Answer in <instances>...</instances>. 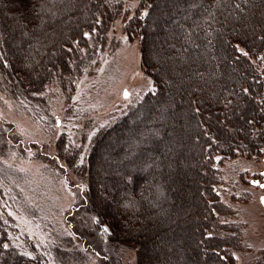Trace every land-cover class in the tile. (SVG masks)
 I'll use <instances>...</instances> for the list:
<instances>
[{"label": "trees", "instance_id": "trees-1", "mask_svg": "<svg viewBox=\"0 0 264 264\" xmlns=\"http://www.w3.org/2000/svg\"><path fill=\"white\" fill-rule=\"evenodd\" d=\"M120 17L155 89L95 135L85 170L89 206L110 241L137 248L140 264L157 256L163 264H229L241 223L227 221L235 212L219 192L221 167L238 154H261L264 145V0H139L134 8L124 0H0L1 89L39 93L55 79H74ZM110 133L120 143L105 151L113 161L101 174L94 166L108 162L102 152ZM101 182L109 199L97 194ZM186 191L190 207L179 216ZM150 205L168 227L156 248L143 227ZM17 235L0 211V264H52L45 248L16 246ZM63 244L52 253L71 240Z\"/></svg>", "mask_w": 264, "mask_h": 264}, {"label": "rangeland", "instance_id": "rangeland-1", "mask_svg": "<svg viewBox=\"0 0 264 264\" xmlns=\"http://www.w3.org/2000/svg\"><path fill=\"white\" fill-rule=\"evenodd\" d=\"M138 1L124 0L130 8ZM124 26L125 20L118 18L103 46L74 79H55L44 91L31 94L16 87L13 93L2 90L5 84L0 79V211L12 217L18 229L19 235L12 242L27 253L31 252L30 244L45 248L41 252L52 264L64 252L59 264H140L137 248L110 241L108 225H99L88 203L85 172L95 135L155 89L153 79L141 66L139 42L129 39ZM0 60H5L1 47ZM252 60L262 71L260 57ZM224 115L229 117L226 112ZM153 117L149 115L148 121ZM115 135L110 133V144H105L102 152L108 162L94 166L101 174L113 161L106 152H114L120 143H113ZM61 149L64 156L67 152L76 155L72 164L60 154ZM183 156L189 159V155ZM226 159L219 192L235 212L227 221L241 223L240 244L229 264H264V187L260 186L264 185V145L259 155L238 154ZM104 188V182L98 184L100 198L107 197ZM189 195L187 191L183 194L186 202L177 211L179 216L190 207ZM149 208L143 227L153 233L150 242L156 248L168 227L164 228L155 215V206ZM70 240L68 248L52 253ZM161 261L157 256L147 264H163Z\"/></svg>", "mask_w": 264, "mask_h": 264}, {"label": "snow or ice", "instance_id": "snow-or-ice-1", "mask_svg": "<svg viewBox=\"0 0 264 264\" xmlns=\"http://www.w3.org/2000/svg\"><path fill=\"white\" fill-rule=\"evenodd\" d=\"M245 55H247V53H245ZM253 183H258L257 181H253ZM261 187H264V185H260ZM262 201H264V198H262ZM105 231H107V229H105Z\"/></svg>", "mask_w": 264, "mask_h": 264}]
</instances>
